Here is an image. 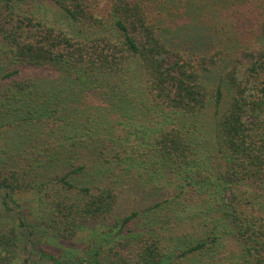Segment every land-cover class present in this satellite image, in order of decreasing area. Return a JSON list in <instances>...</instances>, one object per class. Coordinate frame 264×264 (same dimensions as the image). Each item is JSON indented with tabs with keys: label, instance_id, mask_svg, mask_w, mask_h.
<instances>
[{
	"label": "trees",
	"instance_id": "16d2710c",
	"mask_svg": "<svg viewBox=\"0 0 264 264\" xmlns=\"http://www.w3.org/2000/svg\"><path fill=\"white\" fill-rule=\"evenodd\" d=\"M36 228L90 237L34 264H264V0H0V264Z\"/></svg>",
	"mask_w": 264,
	"mask_h": 264
},
{
	"label": "rangeland",
	"instance_id": "374dc122",
	"mask_svg": "<svg viewBox=\"0 0 264 264\" xmlns=\"http://www.w3.org/2000/svg\"><path fill=\"white\" fill-rule=\"evenodd\" d=\"M24 205L23 207L28 208L25 209V211H28L30 209H34L36 206V202L32 201L31 199H28L27 196H22V199L20 200ZM133 200L126 201V206L123 207L124 210H130L133 206ZM29 203V204H28ZM136 205V204H135ZM16 208V207H15ZM14 216L17 217L18 212L14 211L12 212ZM44 234V235H43ZM29 240H27L28 249L23 248V251L20 253V257H18L13 264H34V261H38V258L40 257V253H37V249H34L32 246V242H35L36 239H41V244L39 246H44L48 248V251L50 253H53L54 255H58L59 257H63L64 260L68 261L69 257H74L76 255H80L81 250L83 249L84 244H89V241L87 240L90 235L87 234L85 238H80L77 240H74L73 242H62L57 239H53L46 235L41 228H36V230L33 231L32 235H28ZM23 257H30L28 261H24ZM40 260V258H39ZM45 264V263H43Z\"/></svg>",
	"mask_w": 264,
	"mask_h": 264
}]
</instances>
